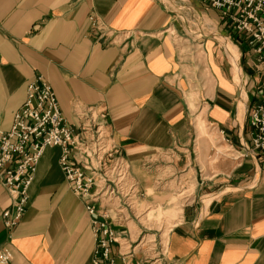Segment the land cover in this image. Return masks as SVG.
Masks as SVG:
<instances>
[{
	"label": "crops",
	"instance_id": "obj_1",
	"mask_svg": "<svg viewBox=\"0 0 264 264\" xmlns=\"http://www.w3.org/2000/svg\"><path fill=\"white\" fill-rule=\"evenodd\" d=\"M169 1L0 0V129L10 128L38 75L74 127L78 105L107 114L138 190L133 208L109 220L116 264H154L160 248L162 264H264V166L245 154L259 77L254 82L247 66L249 83L239 91L232 64L207 39L200 44L206 78L198 79L189 53L195 44L182 41L180 12ZM192 3L224 26L215 9ZM60 153L44 149L11 231L1 217L10 199L0 181V249L10 251L9 264H95L90 216L69 188ZM178 203L175 222L156 227L157 210Z\"/></svg>",
	"mask_w": 264,
	"mask_h": 264
},
{
	"label": "built area",
	"instance_id": "obj_2",
	"mask_svg": "<svg viewBox=\"0 0 264 264\" xmlns=\"http://www.w3.org/2000/svg\"><path fill=\"white\" fill-rule=\"evenodd\" d=\"M200 1L218 12L225 29L256 60L259 81L247 113L250 138L245 154L264 166V0ZM74 112L79 120L77 127L61 113L46 79L38 75L29 81L26 98L15 111L10 128L0 129V181L10 199L1 217L10 231L18 224L41 154L48 146H58L59 165L69 188L83 200L90 216L95 240L93 262L116 264L111 246L117 235L109 220L133 208L137 183L130 175L128 161L114 143L107 114L93 105H78ZM164 253L160 248L153 263L162 264ZM10 261V251L0 249V264ZM147 263L145 259L127 264Z\"/></svg>",
	"mask_w": 264,
	"mask_h": 264
},
{
	"label": "rangeland",
	"instance_id": "obj_3",
	"mask_svg": "<svg viewBox=\"0 0 264 264\" xmlns=\"http://www.w3.org/2000/svg\"><path fill=\"white\" fill-rule=\"evenodd\" d=\"M169 3L171 4V6H174L177 9H179L180 16H181L179 25H180V30H181L180 34L182 37L181 38L182 41L184 43L195 44L194 45L195 48L192 51L190 50V52L188 50V52L192 53V55L194 56L193 61L195 65H197L196 76L198 77V79L202 78L203 80L206 78L205 65L203 64L204 59H205V56H204L205 53L203 50V45L201 47L200 44L203 43L205 40L209 39L210 41L214 42L218 55H223L222 60L224 59V61L225 60L229 61V63L232 64L234 81L235 83H237L239 91L240 89L242 91L243 85L247 86V84L249 83L245 75L247 71L246 67L248 66L249 69L250 68L252 69V72H251L252 77L257 75L255 64L251 62L248 54L245 53L244 50L242 51L241 47H239L242 45L237 43L233 39V36L231 33L230 34L222 33V30H223L222 28H225V27L222 25L223 27L220 28V25H218L214 16H212L204 7L200 9L197 7L195 8L192 3V0H178V3H177V0H170ZM217 20L220 22L219 17ZM228 42H230L234 48ZM234 58H237V60ZM188 62L190 61H187V63ZM246 63L248 64L246 65ZM255 81L257 80H255V77H254V82ZM257 87L258 86L255 83L253 87L254 92H257ZM195 92L194 90L191 92L193 96H195L194 94ZM192 107H193L194 116H198L199 122L202 121L201 120L202 118L201 117V114H202L201 107L198 106V104H194ZM247 119H248V116H247ZM219 145L220 143L218 142L217 146ZM218 149L220 151H224V147L223 148L219 147ZM231 149L226 151L225 153L234 152V151H231ZM235 155H237V153ZM235 155H233V157ZM208 201H209V198H206V202ZM178 205L179 203L176 205L175 208H173L172 211H166V210L164 211L163 209L165 207L160 211L157 210L158 216L157 218L156 217L153 218L154 222L156 223V227L161 226L162 230L166 231V228H168L172 223L175 222L174 219L176 218L177 212L179 209ZM153 208L155 207H150L148 208V210H152ZM153 212L154 211H150L148 216L152 215Z\"/></svg>",
	"mask_w": 264,
	"mask_h": 264
},
{
	"label": "bare ground",
	"instance_id": "obj_4",
	"mask_svg": "<svg viewBox=\"0 0 264 264\" xmlns=\"http://www.w3.org/2000/svg\"><path fill=\"white\" fill-rule=\"evenodd\" d=\"M232 47H233V45L230 43V42H228ZM234 48V47H233ZM234 59H236L237 60V58H234ZM239 74V73H238ZM239 76V75H238ZM246 105V104H245ZM244 108V107H243ZM244 117V116H243Z\"/></svg>",
	"mask_w": 264,
	"mask_h": 264
}]
</instances>
